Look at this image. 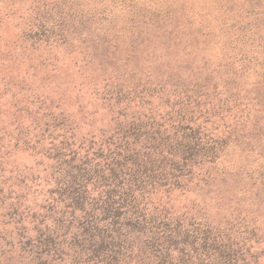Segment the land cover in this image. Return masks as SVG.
Listing matches in <instances>:
<instances>
[{
    "label": "trees",
    "instance_id": "obj_1",
    "mask_svg": "<svg viewBox=\"0 0 264 264\" xmlns=\"http://www.w3.org/2000/svg\"><path fill=\"white\" fill-rule=\"evenodd\" d=\"M29 34L31 45L37 44ZM49 48L55 54V45ZM106 56L113 68L110 81L102 76L108 80L103 73L108 63L93 57L82 64L96 71L68 73L76 82L72 95L78 109H83L78 95L83 88L101 101L100 115L97 109L83 112V138L64 124L74 121L68 108L48 102L55 86L44 93L26 89V79L11 80L0 70L1 100L11 110L0 111L2 165L15 160L19 148L29 149L35 158L9 174L30 175L29 165L40 164L46 178L38 184L44 190L40 207L10 202L1 207L11 221L25 219L13 229L0 226L7 242L0 264H49L57 258L69 264H236L240 257L257 263L249 253L254 226L242 234L230 232L199 217L192 204L179 212L172 203L177 195L209 187L224 191L215 197L219 204L232 193L247 205L264 202V81L257 78L261 87L253 97L217 82L210 90H168L165 76L134 78L136 69L128 72ZM33 72L37 82L48 78L44 85H51L47 69ZM252 146L254 154L246 151Z\"/></svg>",
    "mask_w": 264,
    "mask_h": 264
},
{
    "label": "rangeland",
    "instance_id": "obj_2",
    "mask_svg": "<svg viewBox=\"0 0 264 264\" xmlns=\"http://www.w3.org/2000/svg\"><path fill=\"white\" fill-rule=\"evenodd\" d=\"M263 13L260 0H0V70L7 71L5 75L10 74L11 80L23 77L35 83L37 74L33 71L47 69L52 75L51 85L46 88L44 83L49 79L42 80L39 90L44 93L55 86L54 91L61 92L68 73L94 69L82 64L92 57L108 63L103 72L108 80L102 76L104 82L110 81L113 68L105 61L107 55L128 72L136 69L134 78L149 74L156 81L165 76L161 79L168 90H210L217 82L253 97L261 87L257 78L264 81V42L259 53L256 50L264 40ZM29 32L37 37V44L31 45ZM50 45H55L56 56L50 52ZM59 55L63 61L55 66ZM234 79L233 86L230 81ZM91 94L87 88L78 93L82 102L91 99ZM98 105L89 101L85 109L95 110V114L97 109L100 115ZM65 106L78 114L74 96ZM249 150L254 154L253 146L246 147ZM15 156L22 164L35 158L29 149L21 148ZM221 192L213 187L201 188L177 195L172 204L179 212L192 204L191 211L199 217L206 216L230 232L242 234L254 226L249 253L256 257L255 264H264V202L255 200L253 206L247 205L248 200L240 201L232 193L231 200L219 204L215 197ZM253 262L240 257L236 264ZM49 264L69 261L57 258Z\"/></svg>",
    "mask_w": 264,
    "mask_h": 264
},
{
    "label": "water",
    "instance_id": "obj_3",
    "mask_svg": "<svg viewBox=\"0 0 264 264\" xmlns=\"http://www.w3.org/2000/svg\"><path fill=\"white\" fill-rule=\"evenodd\" d=\"M47 75V74H45ZM43 79L41 78V81ZM40 81V83H41ZM39 82L32 83L31 81H24V87H32L39 90ZM63 89L61 92H57L54 90H51L47 93L48 102L50 104H55L56 102H60L61 104L67 105L68 103L73 101V95L72 90L76 84L73 75L67 74V76L62 80ZM19 92V95L24 94V90L18 89L17 93ZM22 92V93H21ZM3 91H0V111L4 113H10L11 110L6 106V101L1 100ZM92 101L97 104L101 105L100 99L92 98L88 99V101L83 102L82 108L78 109V114L75 116L74 113H70L69 111L65 110V113H69L72 115V118H74V121L68 122L64 121V124L66 126L71 127L72 135L76 138H83L85 137V131L83 130L84 125V119H83V112H89L85 109V106L87 102ZM5 106V107H4ZM66 107V106H65ZM68 122V123H67ZM14 161V162H13ZM13 161L9 162V165L4 166L2 165L3 161L0 160V209L4 204L15 203L22 206H29L32 207L36 204L40 207V198L41 195H43L44 190L43 187H39L38 184H40V181L45 180V176L43 174V168L40 164H35L33 167H31L30 164L29 167L33 169L34 172H32L30 175H19L12 172V174H9L10 171H15L16 167L21 164V161L15 159ZM38 203L36 202V197L38 198ZM25 218H20L17 220L11 221L8 216H3L0 212V226L5 225L6 223L10 224L12 229L15 228L18 224L21 223V220ZM25 221V220H24ZM17 224V225H16ZM2 237H0V254L4 251V247L2 245L6 244ZM12 251H15V257L19 258L21 254L19 253L18 249H13Z\"/></svg>",
    "mask_w": 264,
    "mask_h": 264
}]
</instances>
